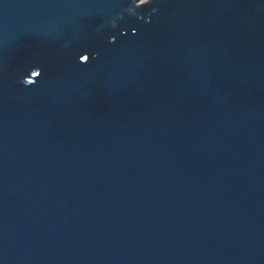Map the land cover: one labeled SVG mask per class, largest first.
Returning a JSON list of instances; mask_svg holds the SVG:
<instances>
[{"label":"water","instance_id":"1","mask_svg":"<svg viewBox=\"0 0 264 264\" xmlns=\"http://www.w3.org/2000/svg\"><path fill=\"white\" fill-rule=\"evenodd\" d=\"M0 264H264V0H0Z\"/></svg>","mask_w":264,"mask_h":264}]
</instances>
